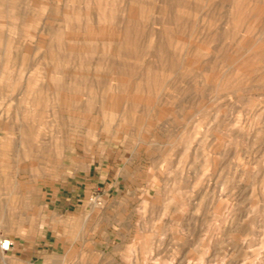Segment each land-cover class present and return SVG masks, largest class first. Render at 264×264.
I'll use <instances>...</instances> for the list:
<instances>
[{
	"label": "rangeland",
	"instance_id": "1",
	"mask_svg": "<svg viewBox=\"0 0 264 264\" xmlns=\"http://www.w3.org/2000/svg\"><path fill=\"white\" fill-rule=\"evenodd\" d=\"M0 264H264V0H0Z\"/></svg>",
	"mask_w": 264,
	"mask_h": 264
},
{
	"label": "crops",
	"instance_id": "2",
	"mask_svg": "<svg viewBox=\"0 0 264 264\" xmlns=\"http://www.w3.org/2000/svg\"><path fill=\"white\" fill-rule=\"evenodd\" d=\"M18 252L23 253L26 256L25 257L26 260H30V261L38 260V257L37 258L34 257L36 256V253L38 251L34 252L32 251V248L22 247L20 250H18Z\"/></svg>",
	"mask_w": 264,
	"mask_h": 264
},
{
	"label": "built area",
	"instance_id": "3",
	"mask_svg": "<svg viewBox=\"0 0 264 264\" xmlns=\"http://www.w3.org/2000/svg\"><path fill=\"white\" fill-rule=\"evenodd\" d=\"M5 242H6V241H3V242L1 243V248H2V249H7V246H4V245H5Z\"/></svg>",
	"mask_w": 264,
	"mask_h": 264
},
{
	"label": "bare ground",
	"instance_id": "4",
	"mask_svg": "<svg viewBox=\"0 0 264 264\" xmlns=\"http://www.w3.org/2000/svg\"><path fill=\"white\" fill-rule=\"evenodd\" d=\"M4 246H7V249H9L10 248V241H6Z\"/></svg>",
	"mask_w": 264,
	"mask_h": 264
}]
</instances>
